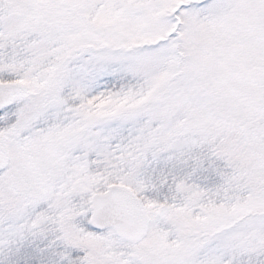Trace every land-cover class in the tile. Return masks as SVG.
<instances>
[{"label":"snow or ice","instance_id":"obj_1","mask_svg":"<svg viewBox=\"0 0 264 264\" xmlns=\"http://www.w3.org/2000/svg\"><path fill=\"white\" fill-rule=\"evenodd\" d=\"M0 264H264V0H0Z\"/></svg>","mask_w":264,"mask_h":264}]
</instances>
